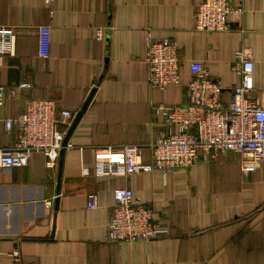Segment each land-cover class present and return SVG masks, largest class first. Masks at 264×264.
<instances>
[{
    "label": "crops",
    "instance_id": "0c3cea01",
    "mask_svg": "<svg viewBox=\"0 0 264 264\" xmlns=\"http://www.w3.org/2000/svg\"><path fill=\"white\" fill-rule=\"evenodd\" d=\"M200 0H0V25L17 29L14 54L0 55V83H30L20 98L0 104V145L16 140L3 118L38 98L56 100L77 114L95 93L59 164L35 152L27 166L0 170V264H264V162L242 167L229 151L187 170L97 176L95 148L143 145L162 131L154 104L187 102L190 63L202 60L224 88L229 104L240 81L235 51L250 46L256 95L264 102V0H244L232 29L196 28ZM51 28L49 55L40 53L38 26ZM106 27L100 40L97 29ZM178 42L182 83L162 90L149 82L148 32ZM87 170V171H86ZM131 187L169 226L170 235L149 242L105 239L117 187ZM90 193L99 205L87 206ZM20 250V258L12 254Z\"/></svg>",
    "mask_w": 264,
    "mask_h": 264
},
{
    "label": "built area",
    "instance_id": "2783aa9c",
    "mask_svg": "<svg viewBox=\"0 0 264 264\" xmlns=\"http://www.w3.org/2000/svg\"><path fill=\"white\" fill-rule=\"evenodd\" d=\"M244 11V0H200L195 13L196 28L207 32L230 30L232 17ZM106 30V27L97 29L98 39H105ZM50 32L49 25L38 26L40 53L44 57L49 55ZM16 35V28L0 25V55L14 54ZM146 42L151 86L165 90L181 84L178 42L168 36H154L150 31ZM190 69L187 102L153 105L163 117V128L150 142L151 159L143 160L141 144L101 145L94 154L97 176L187 170L229 151L240 154L246 171L256 170L264 162V102L256 95L253 49L242 46L235 51L233 69L240 81L232 88L229 104L223 100L224 86L212 78L204 61H191ZM28 87V82L0 83V104L20 98ZM75 115L69 108L59 109L52 98H38L31 100L18 115L3 118L6 131L14 132L16 140L0 145V170L27 166L35 152H43L47 166L57 168L64 138ZM114 199L105 234L107 241L149 242L170 235L169 226L155 218L154 210L131 187L115 188ZM98 205V195L90 193L87 206ZM12 254L15 259L21 255L18 248Z\"/></svg>",
    "mask_w": 264,
    "mask_h": 264
},
{
    "label": "water",
    "instance_id": "95a60500",
    "mask_svg": "<svg viewBox=\"0 0 264 264\" xmlns=\"http://www.w3.org/2000/svg\"><path fill=\"white\" fill-rule=\"evenodd\" d=\"M96 87L93 88L91 91L90 95L88 96L87 100L85 101L84 105L82 108L77 112L75 115L72 123L69 125L66 136L63 141V147L61 149L60 153V159H59V178H58V188H57V198H56V203L59 202V195L61 193V184H62V174H63V165H64V155L66 153V150L69 146V141L72 136V133L74 132L76 126L78 125L80 119L82 118L83 113L86 111L88 105L90 104L93 95L95 93Z\"/></svg>",
    "mask_w": 264,
    "mask_h": 264
}]
</instances>
